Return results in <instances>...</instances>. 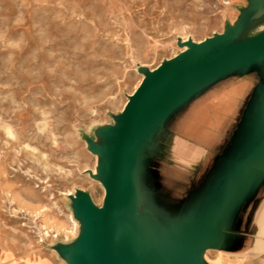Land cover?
I'll return each instance as SVG.
<instances>
[{"label": "rangeland", "instance_id": "rangeland-1", "mask_svg": "<svg viewBox=\"0 0 264 264\" xmlns=\"http://www.w3.org/2000/svg\"><path fill=\"white\" fill-rule=\"evenodd\" d=\"M249 1L0 0V253L61 256L81 231L72 196H105L86 138L115 124L141 68L223 32Z\"/></svg>", "mask_w": 264, "mask_h": 264}, {"label": "water", "instance_id": "water-1", "mask_svg": "<svg viewBox=\"0 0 264 264\" xmlns=\"http://www.w3.org/2000/svg\"><path fill=\"white\" fill-rule=\"evenodd\" d=\"M262 11L264 0H250L223 32L181 41L178 55L141 68L143 80L115 124L97 130L99 142L86 138L99 156L90 175L105 196L102 206L85 190L72 196L81 231L56 246L68 264H208V250L228 247L237 213L264 180V76L229 151L192 200L170 214L155 201L144 206L149 190L156 193L147 175L154 142L178 111L228 76L264 72V30L248 36Z\"/></svg>", "mask_w": 264, "mask_h": 264}, {"label": "crops", "instance_id": "crops-1", "mask_svg": "<svg viewBox=\"0 0 264 264\" xmlns=\"http://www.w3.org/2000/svg\"><path fill=\"white\" fill-rule=\"evenodd\" d=\"M254 17L250 27L264 21V11ZM263 76L260 68L228 76L173 116L166 128L167 149L151 159L147 175V184L166 202L179 208L203 190L229 151ZM206 161V172L201 173ZM205 260L208 264H264V180L237 213L228 247L208 250ZM0 264L67 262L52 250L22 254L13 248L0 253Z\"/></svg>", "mask_w": 264, "mask_h": 264}, {"label": "bare ground", "instance_id": "bare-ground-1", "mask_svg": "<svg viewBox=\"0 0 264 264\" xmlns=\"http://www.w3.org/2000/svg\"><path fill=\"white\" fill-rule=\"evenodd\" d=\"M243 36H245V34H243ZM169 138H170V134L167 132V130H164L157 137V139L154 142L153 149L151 152L152 157H155L157 154H160L161 152L166 151L167 146L164 143H166L169 140ZM152 201H155L158 204V210L160 212L170 214L174 210H176V205L174 206L166 202L161 195L154 193L152 190H149L147 198L144 202V206H148Z\"/></svg>", "mask_w": 264, "mask_h": 264}]
</instances>
